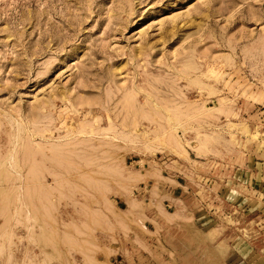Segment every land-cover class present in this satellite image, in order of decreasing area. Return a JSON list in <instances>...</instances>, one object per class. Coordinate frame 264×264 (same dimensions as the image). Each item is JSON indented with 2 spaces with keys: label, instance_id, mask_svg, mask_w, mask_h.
<instances>
[{
  "label": "rangeland",
  "instance_id": "374dc122",
  "mask_svg": "<svg viewBox=\"0 0 264 264\" xmlns=\"http://www.w3.org/2000/svg\"><path fill=\"white\" fill-rule=\"evenodd\" d=\"M256 163L264 0H0V264H258Z\"/></svg>",
  "mask_w": 264,
  "mask_h": 264
},
{
  "label": "crops",
  "instance_id": "0c3cea01",
  "mask_svg": "<svg viewBox=\"0 0 264 264\" xmlns=\"http://www.w3.org/2000/svg\"><path fill=\"white\" fill-rule=\"evenodd\" d=\"M256 165H258L260 167V169L261 168L264 169V163H256ZM254 177H255V175L252 176V181L255 183L253 188L260 189L262 186H264V173H262V174L260 173V175L257 176L256 179ZM259 260L260 261L258 264H264V257H261ZM255 264H257V263H255Z\"/></svg>",
  "mask_w": 264,
  "mask_h": 264
}]
</instances>
